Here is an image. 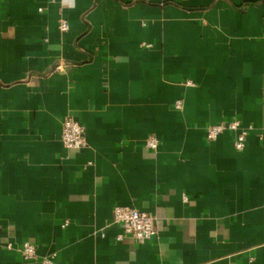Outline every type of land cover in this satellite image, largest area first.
I'll return each instance as SVG.
<instances>
[{
	"label": "crops",
	"instance_id": "obj_1",
	"mask_svg": "<svg viewBox=\"0 0 264 264\" xmlns=\"http://www.w3.org/2000/svg\"><path fill=\"white\" fill-rule=\"evenodd\" d=\"M67 116L84 147H65ZM233 119L243 150L207 139ZM118 205L156 234L117 239ZM46 255L264 264V0H0V264Z\"/></svg>",
	"mask_w": 264,
	"mask_h": 264
},
{
	"label": "built area",
	"instance_id": "obj_2",
	"mask_svg": "<svg viewBox=\"0 0 264 264\" xmlns=\"http://www.w3.org/2000/svg\"><path fill=\"white\" fill-rule=\"evenodd\" d=\"M62 31L69 29L68 21L62 19L59 23ZM62 63L56 65L55 69H61ZM181 102L176 103V107L180 108ZM225 131H232L235 135L234 144L238 150L245 148L247 140V129L243 126L239 119H233L229 122H218L207 126L206 137L208 140H215ZM62 141L67 149H79L87 143V132L85 125L73 116L65 117L63 121ZM159 138L151 134L146 144L151 148H158ZM113 220L119 224L123 230L117 239L122 240L125 236H132L140 243L152 238L156 234L155 217L136 207L129 205H118L113 211ZM22 256L26 261H32L39 256L36 244L25 241L21 249ZM41 264H58L51 255L43 256Z\"/></svg>",
	"mask_w": 264,
	"mask_h": 264
}]
</instances>
